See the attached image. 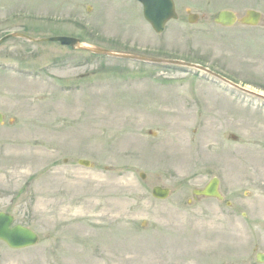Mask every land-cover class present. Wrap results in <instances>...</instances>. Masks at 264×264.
Here are the masks:
<instances>
[{"label": "rangeland", "instance_id": "1", "mask_svg": "<svg viewBox=\"0 0 264 264\" xmlns=\"http://www.w3.org/2000/svg\"><path fill=\"white\" fill-rule=\"evenodd\" d=\"M133 4L0 0V38L69 35L85 47L0 44V211L39 234L23 249L0 241V264H264V98L86 48L197 62L264 95V18L218 30L211 19L209 31L176 21L159 34ZM223 7L264 15V0ZM214 176L224 198L189 201ZM157 184L172 194L154 198ZM104 205L119 219L93 216Z\"/></svg>", "mask_w": 264, "mask_h": 264}, {"label": "water", "instance_id": "2", "mask_svg": "<svg viewBox=\"0 0 264 264\" xmlns=\"http://www.w3.org/2000/svg\"><path fill=\"white\" fill-rule=\"evenodd\" d=\"M144 3H147L148 0H143ZM167 2L166 0H156V6L164 5ZM168 7V5H166ZM170 7V5H169ZM164 13V15L159 14L157 12L154 13L151 18L153 24L158 28V30L161 29V24H163V21L165 18H167L168 10ZM150 12L151 9L146 11V16L150 18ZM247 16H250L246 19L244 17L241 19L244 23H250V24H257L261 18V13L259 11H251L249 10L247 12ZM164 18L163 20L159 21L158 18ZM218 22H221L226 25H230L236 21V16L232 11H222L220 15L217 18ZM45 40H56L60 41L62 44H71L72 46H75L76 43L79 42V39L72 38V37H66V36H52L49 38H46ZM85 48V47H82ZM87 49H90L94 52L98 53H107L109 55H115V56H131V57H137V58H146L141 55L136 54H125V53H116L113 51H109L107 49L99 48V47H86ZM149 60H155L160 61V59H154L149 58ZM3 121V114L0 112V123ZM81 164L90 166L91 162L87 159H80L79 161ZM142 177H145V173H141ZM219 179L217 177H213L209 183L201 189H194L193 193L195 195H204V196H215L222 198L220 191H219ZM170 193V189L167 187H163L161 185H156L152 189L153 196L157 198H166ZM14 222V216L11 213L0 211V239L4 240L9 246L14 248H21L26 246L34 245L38 241V235L37 233L32 230L29 227H26L22 224H16L13 225ZM257 260L260 262H264V254L258 253Z\"/></svg>", "mask_w": 264, "mask_h": 264}, {"label": "flooded vegetation", "instance_id": "3", "mask_svg": "<svg viewBox=\"0 0 264 264\" xmlns=\"http://www.w3.org/2000/svg\"><path fill=\"white\" fill-rule=\"evenodd\" d=\"M131 1L134 3L133 7L137 8L139 6L140 9L137 8V11L141 10L140 14H144V10H145L144 4L140 0H131ZM224 1L225 0H169V2L171 3L172 10L176 15V18L169 19L165 23V29H169L170 27H174L176 25L175 24L176 21L179 22V21H183V20L187 21L186 28H183L184 30L195 29L192 27L196 26V27H199V31H209L211 29L214 30V28H212L211 23H210L211 19H213V21L215 23V25H213V26H215V30H218V27L219 28L220 27L221 28H228V27H232V26H236V25L247 26V27H249V26L250 27H256V26H259L261 24V22L263 21L264 15H263V12L261 10L260 11L262 12V18L260 20V24L253 25V26L243 24L240 21L241 18L245 17L246 11L249 8L246 9L244 12H238V11H236L234 9H230L228 7H223V8L216 10L218 7V4L223 3ZM150 6H151V4H150ZM87 7L89 9L92 8V6H90V5H87ZM157 7L158 6H156V8ZM223 10H231L235 13L236 22L233 25H225L223 23L217 22V17L220 14V12H222ZM187 26H189V27H187ZM176 27L179 28L180 30H182V27H180L179 24H177ZM207 73L210 75H213L210 72H207ZM215 77H217V76H215Z\"/></svg>", "mask_w": 264, "mask_h": 264}, {"label": "bare ground", "instance_id": "4", "mask_svg": "<svg viewBox=\"0 0 264 264\" xmlns=\"http://www.w3.org/2000/svg\"><path fill=\"white\" fill-rule=\"evenodd\" d=\"M149 2H150V4H151V7H152V9H151V12H150V18L149 19H151L153 16V14L154 13H157V12H159V11H161V10H159L158 11V9L156 8V6H155V1L156 0H148ZM249 10H251V11H260V10H258V9H255V8H253L252 9V7L251 8H249ZM160 14V13H159ZM236 16V15H235ZM248 17H250V16H247V14H246V16L244 17V19H246V18H248ZM238 19V18H237ZM247 25H249L250 23H246ZM91 53H93V51L91 52ZM97 54H100V55H102V56H106V55H104V54H101V53H97ZM127 54V53H126ZM165 77L167 76V75H164ZM250 92V91H249ZM256 93V95L257 96H259V97H261V98H264V96L263 95H261L260 93H258V92H255ZM234 118L236 119L237 117H236V114L234 115ZM217 199H219V198H217ZM190 201V200H189ZM112 210V209H111ZM93 216H96L97 218H103V217H107V219H109V220H111V221H114V220H116V219H119L118 217L119 216H115L114 214H112L111 212H109L108 211V209H106V207H105V205L103 206V208L100 210V213L99 214H97V215H93ZM201 226H205L204 224H201ZM207 226V225H206ZM207 228V227H206ZM80 228H75V231H78ZM192 239V238H191ZM193 240V239H192ZM183 245H182V243L180 244V247H182ZM182 256L184 255V254H181ZM180 255V256H181ZM183 259V257H181V260Z\"/></svg>", "mask_w": 264, "mask_h": 264}]
</instances>
